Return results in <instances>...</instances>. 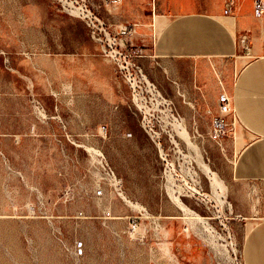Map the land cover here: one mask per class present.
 Instances as JSON below:
<instances>
[{
  "label": "rangeland",
  "instance_id": "1",
  "mask_svg": "<svg viewBox=\"0 0 264 264\" xmlns=\"http://www.w3.org/2000/svg\"><path fill=\"white\" fill-rule=\"evenodd\" d=\"M225 2L0 0V264H264L233 180L242 54L159 49L171 21Z\"/></svg>",
  "mask_w": 264,
  "mask_h": 264
},
{
  "label": "crops",
  "instance_id": "2",
  "mask_svg": "<svg viewBox=\"0 0 264 264\" xmlns=\"http://www.w3.org/2000/svg\"><path fill=\"white\" fill-rule=\"evenodd\" d=\"M237 6L235 0L232 16H182L171 21L167 25L169 30L165 41L172 44L166 47L167 43L163 41L159 49L165 57L175 55L195 59L197 65L204 58L234 59L237 54H242L240 71L235 79L229 73L227 82L232 108L250 141L236 160L233 180L248 184V191L240 192L239 201L247 204L245 209L253 214L250 217L262 221L257 227L264 236V16H257L255 0L250 15L242 16ZM240 36H247L248 56L239 44ZM249 190L256 200L249 197ZM250 202L254 203L252 207Z\"/></svg>",
  "mask_w": 264,
  "mask_h": 264
},
{
  "label": "built area",
  "instance_id": "3",
  "mask_svg": "<svg viewBox=\"0 0 264 264\" xmlns=\"http://www.w3.org/2000/svg\"><path fill=\"white\" fill-rule=\"evenodd\" d=\"M235 7V0H228L225 4V15L226 16H232L233 10ZM255 11L259 18L264 16V0H255ZM239 44L242 47L243 52L246 56L249 55L250 48L248 45V39L247 36H240L239 37ZM228 100V99H227ZM225 120L223 118H217L214 121V133L215 137L219 138L224 133L225 127H226Z\"/></svg>",
  "mask_w": 264,
  "mask_h": 264
},
{
  "label": "bare ground",
  "instance_id": "4",
  "mask_svg": "<svg viewBox=\"0 0 264 264\" xmlns=\"http://www.w3.org/2000/svg\"><path fill=\"white\" fill-rule=\"evenodd\" d=\"M185 132V131H184ZM179 137H181V138H183L184 140H187L188 141V136L185 134V133H183V134H180L179 135ZM189 142V141H188ZM172 143L175 145V146H179V143H178V141L173 137V141H172ZM188 144V143H187ZM190 147V146H189ZM196 149V148H195ZM202 163V162H201ZM200 163V164H201ZM203 164V163H202ZM202 164H201V166H202ZM203 167H204V165H203ZM203 170V169H202ZM205 172L207 173L206 175H208V177H210L211 178V180L212 181H210V182H212V186L215 188V187H217V189H218V187L220 188V189H222V194H226V188L224 187V184L222 183V181H220L219 179H218V177H217V175L215 174V173H213V172H211L210 171V169H209V167L208 168H205ZM204 172V173H205ZM211 186V187H212ZM193 190V189H192ZM195 190V189H194ZM173 191V190H172ZM171 191V192H172ZM217 191V190H216ZM220 191V190H219ZM173 193L174 192H172L170 195H172L173 196V198H175L177 201L179 200L178 199V197H174V195H173ZM194 193H195V191H194ZM197 193V192H196ZM199 193V192H198ZM217 193V192H216ZM217 195V196H224V195ZM200 195V194H199ZM216 195H215V197H216ZM171 196V197H172ZM179 196V195H178ZM207 197V196H206ZM225 197V196H224ZM174 199V200H175ZM221 199H219V201H220ZM218 201V202H219ZM221 203V202H220ZM219 203V204H220ZM180 204V203H179ZM182 204V203H181ZM222 205V204H221ZM181 206V205H180ZM184 206V205H183ZM183 206H181L182 208H184V210L186 211V209H185V206L183 207ZM188 210V209H187ZM186 212H188V211H186ZM193 214V213H192ZM196 215V214H195ZM197 216V215H196Z\"/></svg>",
  "mask_w": 264,
  "mask_h": 264
}]
</instances>
